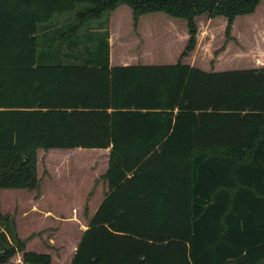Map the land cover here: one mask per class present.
I'll return each mask as SVG.
<instances>
[{
	"label": "trees",
	"instance_id": "16d2710c",
	"mask_svg": "<svg viewBox=\"0 0 264 264\" xmlns=\"http://www.w3.org/2000/svg\"><path fill=\"white\" fill-rule=\"evenodd\" d=\"M259 2L0 0V189L38 187V150L109 148L107 192L70 264L264 261V68L112 67L106 40L80 57L58 53L90 19L126 5L135 20H184L185 56L195 18L223 17L228 36ZM77 6L73 23L50 28ZM7 230L0 264L24 250ZM21 264L52 262L25 251Z\"/></svg>",
	"mask_w": 264,
	"mask_h": 264
},
{
	"label": "rangeland",
	"instance_id": "374dc122",
	"mask_svg": "<svg viewBox=\"0 0 264 264\" xmlns=\"http://www.w3.org/2000/svg\"><path fill=\"white\" fill-rule=\"evenodd\" d=\"M80 9L81 6H77L72 12L55 15L50 28L57 31L73 23L76 12ZM195 24L197 34L194 50L182 56L189 38L184 20L159 12L144 14L135 20L132 10L126 5H120L113 11L103 13L99 18L90 19L79 30L77 37L72 38L71 44L63 43L58 53L80 57L85 49L93 50L100 40H106L111 66L172 65L179 62L208 72L264 68V0H260L252 14L237 17L228 36L225 34L227 21L223 17L208 19L199 16L195 18ZM63 56L62 60L69 61L70 57ZM75 151L84 152L75 153L79 154L77 156L72 154L74 156L71 158L69 155L73 150L55 149L48 152L50 155H58V159H66V164L72 162L83 165L80 166L83 171H79L78 187H88L82 195L89 189L100 190V184H92L91 178L94 172V179L105 172L107 154L96 153L100 151L94 149ZM45 153L42 150L37 151L43 158L46 157ZM61 159L58 163L65 164ZM41 164L39 175L44 186L46 161L41 159ZM101 185L106 188L103 181ZM43 191L38 193L37 190L0 189V232L3 230L8 233V228L13 233L10 236L12 245L18 246L22 243L34 252L46 253L40 250H43V246L50 245L49 240L54 242V246L65 243V250L69 252L74 246L73 235L69 237L70 240H63L60 232L75 233L73 223L84 225L92 209L62 207V202H47V191ZM38 194L46 199L38 200ZM32 199L35 201L32 202ZM69 204V201L66 202V205ZM51 248L53 249V246ZM19 253L21 251L16 252ZM16 254L6 264H16ZM261 264H264V261Z\"/></svg>",
	"mask_w": 264,
	"mask_h": 264
},
{
	"label": "crops",
	"instance_id": "0c3cea01",
	"mask_svg": "<svg viewBox=\"0 0 264 264\" xmlns=\"http://www.w3.org/2000/svg\"><path fill=\"white\" fill-rule=\"evenodd\" d=\"M111 66V65H110ZM113 67V66H112ZM77 149L80 148H76V149H66L67 151L73 150V152L69 155L70 158L74 155H79V154H75V153H81L84 151H75ZM49 150H55V149H49ZM49 150H42L45 153L46 157H42L41 155L37 154V162H36V169H37V178H38V187L35 189L37 190V192L39 193L40 190H44L47 191V196L48 199H46L43 195L37 196L38 200L41 199H46L47 202H62V207H73V208H90L92 209L91 214L88 215L84 225L81 223L80 225H78L77 223H73L75 230V233H71V232H60V234L63 236V240L65 238V240H70L69 237H73L74 239V246L72 247V249H70L69 252H67L65 249V243H61V245H56L54 246V242L52 240H49L51 242H49L50 245L47 246H43V250L40 251H45L46 253L44 254H48L51 257V262L52 264H70L71 259L73 257V254L76 250V247L79 243V240L83 234V231L87 228L88 222L90 217L93 215V213L95 212V210L97 209V207L99 206L100 202L102 201V199L104 198L105 193L107 192V185H105V189L103 187L102 184V175L105 173H103L101 176H97L96 179L93 178V176H95V172L93 170V174H92V178H91V183L95 184V183H99L101 186V189L98 190L96 189H89L88 191H86L87 193H85V195H82L85 192V189L88 187V185H86L84 188H79L78 187V177H79V171H83L80 170V166L83 165H78V164H72V162L66 164L65 160L66 159H61L62 161H64L65 164L59 162L58 163V159L59 156L56 155H50V153L48 152ZM62 150V149H61ZM83 150V149H80ZM84 150H90V149H84ZM94 150H98L100 152L96 153H101L104 152L107 154V163L105 165V171L107 170L108 167V155H109V148L107 149H94ZM39 151V150H38ZM74 154V155H72ZM65 156V155H64ZM68 158V157H67ZM41 159L46 161V185L45 188L44 186H42V182H41V175H39V169L40 167H42L41 164ZM59 167V168H57ZM62 167V168H61ZM71 167H73V170H71ZM95 169V168H94ZM64 170V171H63ZM87 184L89 183V181H86ZM104 182V181H103ZM105 183V182H104ZM106 184V183H105ZM42 187V188H41ZM43 191V192H44ZM96 196L98 197V199H96ZM35 201L34 199H32V202ZM69 201V205H66V202ZM64 203V205H63ZM47 205V203L45 204ZM59 206H61V204H58ZM78 225V226H77ZM79 226L81 227V229H79ZM53 242V243H52ZM62 245H64V248H62ZM53 246V249L51 248ZM71 248V247H70ZM27 252V251H31L34 252L33 250H28V247L24 245V250L19 253L16 254L18 255V262L16 264H21V260H22V254L23 252ZM38 253V252H36Z\"/></svg>",
	"mask_w": 264,
	"mask_h": 264
}]
</instances>
